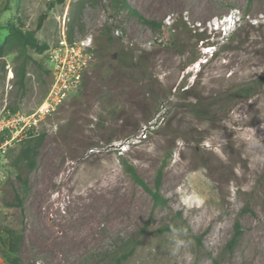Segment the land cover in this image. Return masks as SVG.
Instances as JSON below:
<instances>
[{
  "label": "rangeland",
  "instance_id": "1",
  "mask_svg": "<svg viewBox=\"0 0 264 264\" xmlns=\"http://www.w3.org/2000/svg\"><path fill=\"white\" fill-rule=\"evenodd\" d=\"M126 2L137 14L109 0H0V115L18 113L17 126L37 111L52 75L48 52L27 59L6 44L8 24L36 31L46 13L35 36L50 50L64 27L94 36L83 91L0 149V264H115L136 239L124 264H264V83L248 100L218 101L264 71V0ZM206 46L214 56L198 67ZM122 48L141 70L116 64ZM25 63L20 99L15 73ZM196 102L217 103L198 116ZM41 134L35 170L15 168L23 144ZM11 137L0 134V146ZM121 160L153 191L162 170L166 205L155 206ZM237 222L242 236L230 253ZM8 229L22 237L16 254Z\"/></svg>",
  "mask_w": 264,
  "mask_h": 264
},
{
  "label": "trees",
  "instance_id": "2",
  "mask_svg": "<svg viewBox=\"0 0 264 264\" xmlns=\"http://www.w3.org/2000/svg\"><path fill=\"white\" fill-rule=\"evenodd\" d=\"M62 1V0H59ZM113 5V8L116 10H121L123 8H128L129 11L133 14H137L133 9H131L130 5L126 2V0H109ZM49 9L53 7V3L49 4ZM142 21H144L150 27H155L156 23L150 20H147L141 16H139ZM47 19V14L43 13L39 19L36 31H40ZM6 30L9 32V37L6 39V44L11 45L19 52L21 55L25 56L29 59L28 52L32 51L38 54L46 53L50 47L47 44H41L39 40L36 38V31H25L20 27L15 26L13 23H9L6 27ZM109 28L103 27L102 28V35L107 37L109 36ZM68 38L71 41L73 38V33H68ZM112 41V40H110ZM203 41V39H201ZM6 55L5 48L0 46V60ZM116 64L125 70L127 73H135L138 70H141V65L136 61V55L134 54V50L126 51L124 48L119 50L115 56ZM45 73L50 75V70L46 69ZM17 78V83L19 85V89L21 91L20 99L24 97L25 90H26V63L22 65L19 71L15 73ZM264 83V71L263 73L255 80H252L248 83L234 86L227 90L226 92L222 93L218 98L219 102L223 103L224 105H232L243 100H248L252 98L255 94L257 89ZM217 102H210L207 106H201L199 102L192 104L191 107L193 108V112L198 115L202 116L210 112V108L216 105ZM199 109V110H197ZM44 140V134H41L38 137H34L30 140H27L17 158L13 161V166L15 168L24 167L28 171H33L36 168V157L38 153V148L42 144ZM122 168L125 174L130 177V179L139 185L140 187L144 188L145 190L149 191L152 195L155 206L166 205V200L160 196L159 190L162 181V170L157 172L156 180H155V187L156 189L150 190L145 182L141 179V177L136 172L135 168L129 165L124 160H121ZM18 179L22 180L21 176L18 175ZM23 185L26 186V181L22 180ZM15 201L17 206H22V199L17 195L15 196ZM7 234V247L8 251L11 254H16L19 252L20 243H21V235L17 234L14 230L8 229L6 231ZM242 236V228L239 222H237L234 226V232L231 239L227 242L225 249L226 251L232 253L237 248L240 238ZM139 240H135V244L127 250V252L121 253L115 261V264H124L134 253L136 247L139 245ZM10 264H22L18 258H12L10 260Z\"/></svg>",
  "mask_w": 264,
  "mask_h": 264
},
{
  "label": "built area",
  "instance_id": "3",
  "mask_svg": "<svg viewBox=\"0 0 264 264\" xmlns=\"http://www.w3.org/2000/svg\"><path fill=\"white\" fill-rule=\"evenodd\" d=\"M61 35L58 45L47 51L49 53L47 61L52 75L48 94L35 113L22 119V125L16 124L19 123V119L16 118L19 116L18 113L13 116L9 112L0 115V134L10 132L12 136L0 146V149H6L7 145L18 139L25 130L30 131L40 121L57 114L62 106L83 91L91 74L89 56L93 50L94 36L92 33L82 37L76 34L70 41L65 27Z\"/></svg>",
  "mask_w": 264,
  "mask_h": 264
},
{
  "label": "bare ground",
  "instance_id": "4",
  "mask_svg": "<svg viewBox=\"0 0 264 264\" xmlns=\"http://www.w3.org/2000/svg\"><path fill=\"white\" fill-rule=\"evenodd\" d=\"M201 64H202V63H200V65H201ZM200 65H199V66H200ZM258 130H259V129H258ZM256 131H257V130H256ZM259 131H260V130H259ZM259 131H258V132H259ZM255 135H256V134H255ZM255 137H256V136H255ZM260 137H261V136H260ZM256 141H258V140H256ZM259 144H260V143H259ZM257 147H258V146H257ZM244 161H245V160H244ZM242 162H243V160H242ZM244 163H246V162H244ZM222 164H223V163H222ZM212 167H213V166H212ZM221 168L223 169L224 167H221ZM221 168H220V169H221ZM226 168H227V167H226ZM213 169H214V168H213ZM218 170H219V169H218Z\"/></svg>",
  "mask_w": 264,
  "mask_h": 264
},
{
  "label": "clouds",
  "instance_id": "5",
  "mask_svg": "<svg viewBox=\"0 0 264 264\" xmlns=\"http://www.w3.org/2000/svg\"><path fill=\"white\" fill-rule=\"evenodd\" d=\"M213 53H214V51H213ZM213 53L211 54V55H212V57L210 58V60H211V59L213 58V56H214V55H213Z\"/></svg>",
  "mask_w": 264,
  "mask_h": 264
}]
</instances>
